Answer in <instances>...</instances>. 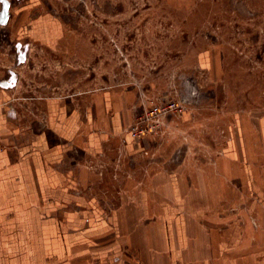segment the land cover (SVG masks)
I'll use <instances>...</instances> for the list:
<instances>
[{
    "label": "crops",
    "instance_id": "0c3cea01",
    "mask_svg": "<svg viewBox=\"0 0 264 264\" xmlns=\"http://www.w3.org/2000/svg\"><path fill=\"white\" fill-rule=\"evenodd\" d=\"M54 29L32 28L52 58ZM13 82L0 78V264H264V111H237L218 164L195 166L133 137L128 89L42 84L25 103Z\"/></svg>",
    "mask_w": 264,
    "mask_h": 264
},
{
    "label": "rangeland",
    "instance_id": "374dc122",
    "mask_svg": "<svg viewBox=\"0 0 264 264\" xmlns=\"http://www.w3.org/2000/svg\"><path fill=\"white\" fill-rule=\"evenodd\" d=\"M47 17L62 28L55 58L23 38ZM3 76L25 103L42 84L67 98L128 89L135 122L183 101L187 114L163 119L145 148L217 165L235 113L264 111V0H0Z\"/></svg>",
    "mask_w": 264,
    "mask_h": 264
},
{
    "label": "built area",
    "instance_id": "2783aa9c",
    "mask_svg": "<svg viewBox=\"0 0 264 264\" xmlns=\"http://www.w3.org/2000/svg\"><path fill=\"white\" fill-rule=\"evenodd\" d=\"M188 109V108H187ZM186 110L185 103L180 102H168L166 104H159L154 106L150 112L144 113L138 117L136 122L132 125L130 132L134 138L143 140L147 134L154 132L158 134L159 123L172 116L173 114H182Z\"/></svg>",
    "mask_w": 264,
    "mask_h": 264
},
{
    "label": "flooded vegetation",
    "instance_id": "af4514ba",
    "mask_svg": "<svg viewBox=\"0 0 264 264\" xmlns=\"http://www.w3.org/2000/svg\"><path fill=\"white\" fill-rule=\"evenodd\" d=\"M44 17V16H43ZM39 18H36V19H32V21L28 24V25H26V31H25V33H27L26 35H24L23 36V38L25 39V44H27L28 45V49H30V45L31 44H33L34 43V41H36V40H34V37H33V35H32V28H33V23L34 22H36L37 20H38ZM48 20H50V18L49 17H47L45 20H43V21H48ZM51 21H55V22H57V25H58V29H54L55 31L56 30H58L57 31V33H60L62 30V28H61V23L58 21V20H52L51 19ZM53 31V30H52ZM52 31H51V34H52ZM62 33V32H61ZM45 37L47 38L48 37V31L46 30V32H45ZM62 37V36H61ZM61 37H60V39H61Z\"/></svg>",
    "mask_w": 264,
    "mask_h": 264
},
{
    "label": "bare ground",
    "instance_id": "6f19581e",
    "mask_svg": "<svg viewBox=\"0 0 264 264\" xmlns=\"http://www.w3.org/2000/svg\"><path fill=\"white\" fill-rule=\"evenodd\" d=\"M187 112V111H186Z\"/></svg>",
    "mask_w": 264,
    "mask_h": 264
}]
</instances>
